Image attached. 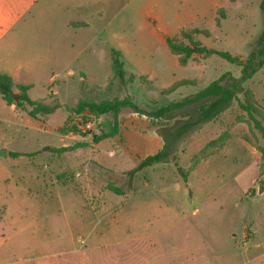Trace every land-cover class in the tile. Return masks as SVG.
Listing matches in <instances>:
<instances>
[{
  "label": "rangeland",
  "instance_id": "rangeland-1",
  "mask_svg": "<svg viewBox=\"0 0 264 264\" xmlns=\"http://www.w3.org/2000/svg\"><path fill=\"white\" fill-rule=\"evenodd\" d=\"M261 1L0 0V72L31 85V100L63 106L32 118L0 97V264H264V138L236 102L178 143L168 133L185 177L169 160L137 173L130 191L127 173L163 148L160 133L196 120V105L170 121L124 109L117 134L97 143L112 114L59 130L81 120L66 109L79 100L129 96L158 108L226 73L240 78L262 34ZM193 29L210 33L197 43L238 63L194 53L181 66L167 41ZM112 49L137 76L124 90L107 84ZM182 80L194 84L164 93ZM244 87L239 99L264 118V66Z\"/></svg>",
  "mask_w": 264,
  "mask_h": 264
},
{
  "label": "trees",
  "instance_id": "trees-1",
  "mask_svg": "<svg viewBox=\"0 0 264 264\" xmlns=\"http://www.w3.org/2000/svg\"><path fill=\"white\" fill-rule=\"evenodd\" d=\"M260 9L264 16V0L261 1ZM197 34H203L205 36L210 35V33L206 30H182L180 32V36L184 42H180L176 39H169L167 41V45L170 51L178 56L179 64L181 66H186L191 60H193L192 58L194 53L202 55L205 58L216 55L230 63H238V59L233 57L228 52L209 49L197 43L195 41V36ZM185 41H187L189 44H186ZM110 54L111 76L108 80V86L109 88H112L116 85L118 89L124 90L128 87L129 84H132L137 79V76L127 74L124 68V64L121 60L122 55L119 51L112 49ZM263 66L264 17L262 24V34L259 39L258 46L254 51L251 52L247 65L243 66L240 78L232 77L230 73H226L196 94L184 97L178 101L170 103L167 106L158 108H150L149 106V109L141 108L134 102L133 98L129 96L122 99L114 98L101 102L93 100H79V102L74 107H68L66 109L71 115L81 116V120L79 122H76L73 121L72 117H68L64 127L59 130L60 132H64L65 129L70 126L72 130L79 132L81 129H83V125L85 124L86 119L84 115L94 114L102 116L112 114L115 118V123L112 131L109 133H104L100 136H95L93 140L97 143L104 139L112 138L117 134V118L124 109H130L133 113L146 116L153 120L170 121L176 117V114L182 113L186 111V109L196 105V110L194 111L197 116L196 120L191 119L184 121L179 127L167 128L164 133L159 134L164 142L163 148L156 154L143 159L134 169L127 173L129 177L127 189L128 191L133 189V179L137 173L159 163L168 162L169 160L176 164L178 171L185 177L186 174L184 173L183 169L176 163V155L171 151V142L169 143L170 140L168 138V133H170L173 138L175 137L176 143H178V141L182 139L184 135L189 134L200 125L218 119L220 115L229 110L236 102L239 108L247 113V116L252 123L253 128L258 131L264 138V118L259 119L257 117L255 109L251 103H243L239 99V95L245 92V83L249 81ZM193 84V81H178L175 82L167 91H164V93H172L179 88L190 86ZM30 89L31 86L16 85L11 76L0 72V97L7 105L11 106L15 104L17 108L22 109H24L26 106H29L31 108V110L29 111V115L32 118H36L40 115H51L56 110L63 107L60 103H56L54 105H46L41 102L31 100L28 96V92ZM16 91L18 92L17 100L14 99ZM207 100H209L208 103H206ZM217 143L218 141H212L208 146H214ZM74 148H77V146H65L56 149L54 152L63 154L69 152ZM259 151L264 156V147H260ZM21 155L22 154L20 153H10V156L13 158H18ZM109 190L118 196H123L126 194L123 189L114 185H109Z\"/></svg>",
  "mask_w": 264,
  "mask_h": 264
},
{
  "label": "water",
  "instance_id": "water-1",
  "mask_svg": "<svg viewBox=\"0 0 264 264\" xmlns=\"http://www.w3.org/2000/svg\"><path fill=\"white\" fill-rule=\"evenodd\" d=\"M243 63H244V64H247V61L245 60ZM14 99H15V100L18 99V95H17V94L14 95ZM47 149H48V148H47ZM47 149H46V150H47ZM0 157H3V158H6V157H7V149L4 148V149H1V150H0ZM262 192H263V190H262V188H260L259 191H258V193L261 194Z\"/></svg>",
  "mask_w": 264,
  "mask_h": 264
},
{
  "label": "crops",
  "instance_id": "crops-1",
  "mask_svg": "<svg viewBox=\"0 0 264 264\" xmlns=\"http://www.w3.org/2000/svg\"><path fill=\"white\" fill-rule=\"evenodd\" d=\"M81 24H83V23H80V24H77L78 26H80ZM84 25V24H83ZM191 63H194V62H191ZM5 74H7V73H5ZM9 75V74H8ZM9 76H11V75H9ZM110 76H111V74H110ZM110 76H109V78H110ZM12 77V76H11ZM109 78H108V80H109ZM12 79L14 80V78L12 77ZM14 82H15V80H14ZM15 84L16 85H23V84H18V83H16L15 82ZM108 84V83H107ZM24 86H31V85H24ZM31 88H32V86H31ZM30 91V90H29ZM3 101V100H2ZM4 102V101H3Z\"/></svg>",
  "mask_w": 264,
  "mask_h": 264
},
{
  "label": "built area",
  "instance_id": "built-area-1",
  "mask_svg": "<svg viewBox=\"0 0 264 264\" xmlns=\"http://www.w3.org/2000/svg\"><path fill=\"white\" fill-rule=\"evenodd\" d=\"M84 128L90 129L91 128V123H85V125L83 126Z\"/></svg>",
  "mask_w": 264,
  "mask_h": 264
}]
</instances>
